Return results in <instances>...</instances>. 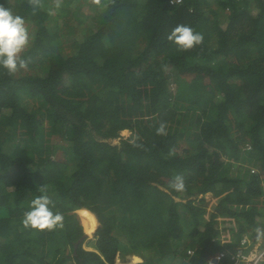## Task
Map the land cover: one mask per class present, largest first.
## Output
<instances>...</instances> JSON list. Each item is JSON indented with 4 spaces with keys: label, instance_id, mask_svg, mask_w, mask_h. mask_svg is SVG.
I'll return each mask as SVG.
<instances>
[{
    "label": "trees",
    "instance_id": "obj_1",
    "mask_svg": "<svg viewBox=\"0 0 264 264\" xmlns=\"http://www.w3.org/2000/svg\"><path fill=\"white\" fill-rule=\"evenodd\" d=\"M0 4L31 36L27 66L0 70V264H232L264 238V0ZM180 24L202 43L179 50ZM42 194L62 227L23 225Z\"/></svg>",
    "mask_w": 264,
    "mask_h": 264
},
{
    "label": "clouds",
    "instance_id": "obj_2",
    "mask_svg": "<svg viewBox=\"0 0 264 264\" xmlns=\"http://www.w3.org/2000/svg\"><path fill=\"white\" fill-rule=\"evenodd\" d=\"M30 39L25 18L14 14L9 8L0 4V70L15 74L27 66V61L22 58L21 54L28 47ZM167 39L177 45L179 50L187 51L201 44L203 35L189 25L180 24L171 31ZM157 134H166L164 124H161L157 129ZM171 187L177 192L183 191L185 188L184 178L179 175L174 177ZM51 204L52 201L46 194L33 199L29 210L24 214L23 225L36 230H53L62 227L63 217L60 213L52 211ZM256 232L258 237L264 236V229L257 228ZM249 238L250 247L254 246L261 238L264 240L263 237ZM238 250L240 248L234 249L232 253H236Z\"/></svg>",
    "mask_w": 264,
    "mask_h": 264
},
{
    "label": "rangeland",
    "instance_id": "obj_3",
    "mask_svg": "<svg viewBox=\"0 0 264 264\" xmlns=\"http://www.w3.org/2000/svg\"><path fill=\"white\" fill-rule=\"evenodd\" d=\"M74 4L76 6L78 4V1H74ZM72 6H74V5H72ZM75 6L73 8L78 9L77 18L72 19L71 22L74 23V25H75L76 28H80L79 27V25L81 24L80 19H84L87 15H89L91 18L86 19L87 21L85 23H83V26L87 25V27H93L95 25V23L98 22L95 19L96 13L90 14L92 11H91V8L89 6L87 7V5H85V4L82 6V8L75 7ZM80 30H81V28H80ZM130 134H131V131L130 130H124L122 132V136L123 137H128ZM248 145H250V144L248 143ZM246 147H247V145H246ZM235 173H236V169L234 168L233 175ZM211 196H212L211 193H208L206 195L207 200H209V202L212 199ZM214 205L215 204H209V206H211L212 208L214 207ZM77 213H78V215H79V217L81 219L80 213L78 211H77ZM81 221H82V219H81ZM82 224H83V222H82ZM83 227H84V231L87 232V233H89V237L87 238V240L94 238V235H95V232H96L95 230L97 228V225L95 226V228H94V230L92 232H88L85 229V226L84 225H83ZM84 247H86L87 249H93L91 245H88V243H86V241L84 243ZM134 256H136V255L128 256L125 259V261H123L122 259H120L118 257L116 259V264H139V263H141V262L144 261V258L141 257L140 255H137V257H139L138 259H135ZM168 263L180 264V259L179 258H176V259L170 260Z\"/></svg>",
    "mask_w": 264,
    "mask_h": 264
},
{
    "label": "built area",
    "instance_id": "obj_4",
    "mask_svg": "<svg viewBox=\"0 0 264 264\" xmlns=\"http://www.w3.org/2000/svg\"><path fill=\"white\" fill-rule=\"evenodd\" d=\"M242 243L245 247L231 255L232 264H264V240L262 238L252 247H250L249 236H244ZM224 256L225 252L216 255L210 259L209 264H219L221 257Z\"/></svg>",
    "mask_w": 264,
    "mask_h": 264
},
{
    "label": "water",
    "instance_id": "obj_5",
    "mask_svg": "<svg viewBox=\"0 0 264 264\" xmlns=\"http://www.w3.org/2000/svg\"><path fill=\"white\" fill-rule=\"evenodd\" d=\"M83 209H87V208H83ZM87 210H89V209H87ZM89 211H91V210H89ZM92 213H94L95 214V216H96V218H97V220H98V224H97V228L99 227V225H100V221H99V218H98V216H97V214L95 213V212H93V211H91ZM97 228H96V230H97ZM89 230H91V229H88V232H89ZM94 230V229H93ZM92 230V231H93ZM95 230V231H96ZM91 231V232H92ZM84 237L87 239L88 237H89V233H87V232H85V234H84ZM82 240V239H81ZM80 240V241H81Z\"/></svg>",
    "mask_w": 264,
    "mask_h": 264
}]
</instances>
